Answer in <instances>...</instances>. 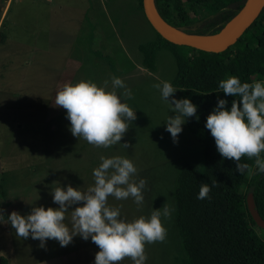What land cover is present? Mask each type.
Wrapping results in <instances>:
<instances>
[{"label": "rangeland", "instance_id": "obj_1", "mask_svg": "<svg viewBox=\"0 0 264 264\" xmlns=\"http://www.w3.org/2000/svg\"><path fill=\"white\" fill-rule=\"evenodd\" d=\"M7 1L0 0V257L6 264H93L98 247L90 238L76 235L64 247L49 239L40 247L31 236L17 237L6 222L7 215L14 210L27 214L33 206L55 207L51 191L58 182L86 189L94 182L92 171L100 157L119 155L136 167L133 180L145 179L144 200L138 206L132 197L116 200L109 196L108 204L118 206L126 220L147 217L167 204L172 211L169 217H161L165 238L145 243V264H185L173 220V191L182 163H201L202 143L185 123L175 143L165 131L164 121L173 113L153 84L171 83L175 58L161 49L156 52L154 71L142 65L138 45L153 40L156 30L137 0H103L105 4L94 10L100 12L99 25H89L92 19L83 16L76 1L44 7L32 4L35 0H10L6 6ZM104 29L110 31L108 38L95 40ZM98 51L104 56L97 58L102 67L91 64L88 53L98 55ZM113 76L131 90L126 102L136 119L120 143L98 147L71 134L66 110L56 106L54 98L66 82L90 79L100 85L108 81L110 87ZM180 93L177 89L172 95L178 99ZM125 142L128 147L121 144ZM70 216L69 210L65 216L69 228ZM257 230L264 235V230ZM116 264L133 261L125 256Z\"/></svg>", "mask_w": 264, "mask_h": 264}, {"label": "clouds", "instance_id": "obj_2", "mask_svg": "<svg viewBox=\"0 0 264 264\" xmlns=\"http://www.w3.org/2000/svg\"><path fill=\"white\" fill-rule=\"evenodd\" d=\"M153 87L159 90L160 99L173 113L166 117L164 128L175 143L187 118L199 119L198 105L188 97L177 99L172 95L180 88H174L167 80ZM218 89L232 100L228 106L227 99L217 96L205 119L204 127L213 137L217 152L223 158L234 160L240 174L249 168L248 164L240 162L241 156L255 158L256 172L264 174V158L260 155L264 152V80L241 82L239 77L229 75L218 82ZM131 96V90L118 76L111 78L110 87L108 81L97 85L90 79H80L64 83L56 91L54 104L66 110L73 136L108 148L120 143L129 123L136 119L134 109L126 102ZM121 144L128 147L127 142ZM100 160L92 171L94 182L86 189L70 183L61 186L58 182L51 191L55 207L33 206L27 214L10 212L6 222L11 224L15 235L31 236L40 242V247L49 239L64 247L79 235L85 240L90 238L98 247L93 264H116L125 256L130 257L133 264H145L144 245L164 240L166 228L161 217H169L172 209L164 204L162 210H153L147 217L124 219L118 206L108 204V197L116 200L132 197L134 203L142 205L146 181L132 179L137 169L127 157L101 156ZM209 191V185L202 183L197 199L206 198ZM69 210L71 228L65 223Z\"/></svg>", "mask_w": 264, "mask_h": 264}, {"label": "trees", "instance_id": "obj_3", "mask_svg": "<svg viewBox=\"0 0 264 264\" xmlns=\"http://www.w3.org/2000/svg\"><path fill=\"white\" fill-rule=\"evenodd\" d=\"M245 1L153 0V4L171 26L187 34L205 35L219 31ZM137 2L142 10V0ZM138 49L141 63L149 71L155 70L156 52L169 50L176 63L171 85L181 89L178 99L188 97L198 105L199 119L189 117L185 125L202 143V161L196 165L182 163L173 191V220L186 254L185 264H264V235L257 230L264 228L254 222L246 204V194L252 188L254 205L264 219V174L256 172L253 158L243 155L240 162L249 168L238 173L236 162L221 157L204 127L217 96L227 99L230 106L232 97L218 89L221 79L235 75L241 82L264 80V7L223 51L174 44L157 32L153 40L139 44ZM260 155L264 158V152ZM202 183H207L210 191L206 198L197 199ZM0 264H6L3 257Z\"/></svg>", "mask_w": 264, "mask_h": 264}, {"label": "water", "instance_id": "obj_4", "mask_svg": "<svg viewBox=\"0 0 264 264\" xmlns=\"http://www.w3.org/2000/svg\"><path fill=\"white\" fill-rule=\"evenodd\" d=\"M263 7L264 0H246L240 10L216 33L193 35L187 34L163 20L156 11L153 0H142L144 16L160 36L174 44L212 52L223 51L233 44L259 15ZM246 204L254 222L264 228V219L259 215L253 202L252 188L246 194Z\"/></svg>", "mask_w": 264, "mask_h": 264}, {"label": "crops", "instance_id": "obj_5", "mask_svg": "<svg viewBox=\"0 0 264 264\" xmlns=\"http://www.w3.org/2000/svg\"><path fill=\"white\" fill-rule=\"evenodd\" d=\"M13 1L20 2L21 0H13ZM35 1L37 3H32V4L37 5V6H42V7H44V6H50L51 3H55V5H56L58 3L62 4L65 1H69L70 4H71V3H73V2L76 1V4L78 6H79V4H81V10H83V13H84L83 16H85L87 14L88 15L87 18L92 19V21L89 23V25H93V24H98L99 25V23L96 21V17L98 18V16L100 15V12L97 10V13H96V12H94V10L97 9V6L98 5L103 4V2L105 4V1H103V0H82V1L81 0H35ZM8 2H10V0L7 1V5L6 6H8ZM50 10H52V9H49L48 11H50ZM142 13H143V10H142ZM66 17H69V15L68 16H64V18H66ZM77 19H78V17H75V20H77ZM72 21H73V19L71 20V22ZM75 30L77 32L78 39H79V21H78V28H75ZM100 33H101V35H99V37H96L95 40H97V39H101V40L107 39L110 31H108L107 29L106 30L104 29L102 31L100 30ZM113 33H114V29H113ZM80 34H82V33H80ZM90 34L91 35H94L92 33H90ZM68 35H71V32ZM48 37L49 36H47V39H48ZM101 40H99V41H101ZM79 49L77 51V54L78 55H79ZM88 53L91 54V56H89V57H92V61H91L92 63L91 64L100 65L99 62H98V60H97V58L98 57L101 58V57H104V56L103 55L97 56L96 55V52H94V53L93 52H88ZM107 64H108V62H107ZM100 66L102 67V65H100Z\"/></svg>", "mask_w": 264, "mask_h": 264}, {"label": "bare ground", "instance_id": "obj_6", "mask_svg": "<svg viewBox=\"0 0 264 264\" xmlns=\"http://www.w3.org/2000/svg\"><path fill=\"white\" fill-rule=\"evenodd\" d=\"M252 1V0H251Z\"/></svg>", "mask_w": 264, "mask_h": 264}]
</instances>
